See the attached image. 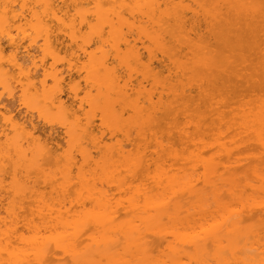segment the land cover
Masks as SVG:
<instances>
[{"label":"bare ground","instance_id":"1","mask_svg":"<svg viewBox=\"0 0 264 264\" xmlns=\"http://www.w3.org/2000/svg\"><path fill=\"white\" fill-rule=\"evenodd\" d=\"M263 35L264 0H0V264L264 259Z\"/></svg>","mask_w":264,"mask_h":264},{"label":"rangeland","instance_id":"2","mask_svg":"<svg viewBox=\"0 0 264 264\" xmlns=\"http://www.w3.org/2000/svg\"><path fill=\"white\" fill-rule=\"evenodd\" d=\"M187 1H188V0H187ZM189 2H190V0H189ZM205 31H206L205 28H203V27L201 26V27H200V33H205ZM260 34H261V32H260ZM260 34H258V35H260ZM259 37H260V36H259ZM259 37H258V39H259ZM262 37H264V35L261 36L259 40H261ZM208 39H210V37H208ZM262 41H263V40H262ZM210 42H212L211 39H210ZM139 43H140V41L137 42V44H138V45H141V43H140V44H139ZM258 45H260V43H259ZM262 46H263V44H262L260 47H262ZM140 47H141V46H139V48H140ZM260 47H259V48H260ZM141 49H142V47L140 48V51H142V50L144 51V49H142V50H141ZM255 49H256V48H255ZM263 50H264V49H262L261 51H263ZM143 51H142V52H143ZM253 51H254V50H251L249 54H251V55L254 54ZM261 51H260L259 53H261ZM183 52H185V51H183ZM254 52H255V51H254ZM244 53H245V52H244ZM255 54L258 55L256 52H255ZM245 55H248V54H245ZM243 56H244V55H243ZM248 56H249V55H248ZM257 57H258V56H257ZM257 57H256V58H257ZM252 58H253V57L251 56V59H252ZM259 58H260V57H259ZM162 59H163V58H161V60H162ZM234 59H237V58L235 57ZM246 59H247V57H246ZM257 59H258V58H257ZM249 61H250V58H249ZM253 61H254V60H253ZM255 61H256V60H255ZM161 62H162V63L157 62V63L154 64V66L157 65V66H155V69H156V70H160V71L162 70L163 75H166V74H167V71H166L165 68H167L168 66L165 67V65H168V64H167L168 62H167L166 59H165V60L163 59V61H161ZM166 62H167V63H166ZM246 62H247V61H246ZM246 62H245V63H246ZM250 62H251V61H250ZM245 63H242V64L244 65ZM248 63H249V62H248ZM252 63H253V62H251V63H249V64L252 65ZM257 64H258V63H257ZM254 66H255V65H254ZM249 67H250V66H249ZM251 67H252V66H251ZM250 69H251V68H250ZM251 70H252V69H251ZM240 72H241V71H240ZM242 72H247V68H246V70H244V71H243V69H242ZM249 72H251V71H249ZM249 72H247V73H249ZM173 74H174V73H173ZM133 77H135V76H133ZM75 78H77V79L79 80L78 77H75ZM75 78H74V80H75V81H78V80H76ZM234 79H235V78H234ZM236 79L238 80V78H236ZM236 79H235V80H236ZM239 79H240V78H239ZM79 82H80V80H79ZM240 82H241V81L238 80L237 83L240 84ZM242 82H243V80H242ZM80 83H81V85H82V86H80V87H83V84H82L83 82H82V80H81ZM232 83H233V82H232ZM234 83H236V81H234ZM234 83H233V84H234ZM146 84H147V83H146ZM239 84H235V85L238 87ZM241 84L245 85L244 83H241ZM231 85H232V84H231ZM148 86H149V85H147V87H148ZM233 87L236 88L235 86H233ZM245 87H246V86H245ZM223 88H224V87H223ZM226 88H227V87H226ZM228 88H229V87H228ZM230 88H231V87H230ZM230 88H229V89H230ZM239 88H240V89H243V86L239 85ZM210 89H211V88H208V89L206 88V91H208V90H210ZM244 89H245V88H244ZM212 90H213V89H211V91H212ZM216 90H217V89H216ZM231 90H232V89H231ZM236 90H237V89H236ZM211 91H210V94H209L210 97L213 96V94L211 95V93H212ZM223 91H224V90H222V91H221V94L219 95V96H220L219 99H221V101H223L222 99H224V98H222V97L225 95L224 93H222ZM239 91H240V90H239ZM242 91H243V90H242ZM242 91H241V92H242ZM244 91H245V90H244ZM218 92L220 93V91H217V93H218ZM224 92L226 93V89H225ZM230 92H232V91H230ZM230 92H229L228 94L226 93L227 96H226V95L224 96V97H225V100H224V101L226 102V106L222 107V108H224V110H228V111L233 110V109L235 110L236 108H238V104H239V103H237V102H238V100H237L238 97L235 96V95H234V96H235V97H234L233 94L230 93ZM191 93H192V95L194 94L195 97H199V98H196V99H195V101H194V102H195V103H194V106H198V107L200 106V108H199L200 111L203 110V107H206V106H203V105H202V104H203V99H202V98L206 99V97H204V96H200V95H197V91H193V92H191ZM213 93H215V90L213 91ZM223 94H224V95H223ZM244 94H245V93H244ZM257 94H258V93H257ZM207 95H208V94H207ZM209 95H208L207 97H208V99H211V98H209ZM215 95H216V96H215ZM221 95H222V96H221ZM255 95H256V91H253V92H252V91H247V92H246V95H244L242 101H244V100H246V101H247V100H250L251 98H254ZM215 97H217V98H215ZM236 97H237V98H236ZM4 99H5V100H4ZM6 99H7L6 97H3L4 102H3V100H2V102L5 103L8 107H11V108H12V107H13V108L16 107V103H15V99H14V98H9V99H7V100H6ZM216 99H218V95H217V94H214V98L212 97L211 101L213 102V100H216ZM219 99H218V100H219ZM239 100H241V99L239 98ZM204 101L206 102V105H207V101H208V100H207V101L204 100ZM205 102H204V103H205ZM208 102H210V101H208ZM204 105H205V104H204ZM214 106H216V105H214ZM214 106H213V107H214ZM217 106H218V105H217ZM16 108H17V107H16ZM206 108H207V107H206ZM204 109H205V108H204ZM205 114H207V113L205 112L204 115H205ZM204 115H203V118H205L204 120H206V124L203 125V127H205V126H207L208 124H210L209 122L211 121L210 119H209V120L206 119V115H205V116H204ZM207 115H208V114H207ZM179 116L181 117V115H179ZM179 116H178V118H180ZM207 117H209V116H207ZM180 120H181V119H180ZM208 121H209V122H208ZM96 122H97V119H96ZM207 122H208V123H207ZM37 126H39L41 130H42V129H43V130L48 129L47 126L42 125V123H40V122H39V123L37 122ZM208 126H209V125H208ZM208 126H207V127H208ZM56 127H57V126H56ZM56 127L53 129V130H54L53 137H54V139H55V142L52 141V142H53L52 145H53L54 147H57V146L59 147V146H62V143L64 144L63 137H62V136H63V135H62L63 133H62V131L60 130L61 128H59V127L56 128ZM190 130H191V129H190ZM228 131H229V130H228ZM230 131H231V130H230ZM104 132H106V131H104ZM191 132H193V131H191ZM106 133L109 134L108 132H106ZM106 133H105V134H106ZM105 134H104V136L107 137V134H106V135H105ZM134 135H135V134H132L131 137H130V139H131V138L133 139V137H136V136H134ZM163 135H164V134H163ZM108 136H109V135H108ZM117 136H118V138H122V137H119V136H121L119 133L116 135V138H117ZM174 137H176V136L174 135ZM123 138H124V137H123ZM123 138H122V139H123ZM122 139H121V140H122ZM173 139H176V138H172V140H173ZM114 140H115V138H114ZM124 141H125V140H122V142H124ZM163 141H166V140L163 139ZM126 142L128 143V141H126ZM126 142H124V143L126 144ZM173 142H174V140H173ZM175 143H176V144H175V145H176L175 147H176V148L178 147V148L180 149L181 145H179V143H178V145H177V141H175ZM127 146H128V145H127ZM128 147H130V146H128ZM128 147H127V148H128ZM178 148H177V149H178ZM60 150H61V149H60ZM60 150H58V151H60ZM239 150H241L240 153H239L240 157H242V156H248V158H247L243 163H247V161H249V160H253V159H254V158H252L253 156H259V155H261V156L264 157V154H263L262 152L260 153L259 150L257 149L256 145L253 144L251 141H248L246 144L244 143V145H243V144L240 145V149H239ZM252 154H254V155H252ZM251 163H254V162H251ZM244 168H245V167H243V171H241V172L239 173V176H240V177H242L243 175H245ZM226 199H227V198H226ZM227 200H228V199H227ZM262 233H264V232H262ZM262 233H260V235H261ZM255 239H257V238H255ZM258 239H259V243H260V244H261V243H264V235H262L261 237L259 236ZM69 264H71V263H69ZM250 264H264V259H259V257H257V258H255Z\"/></svg>","mask_w":264,"mask_h":264}]
</instances>
